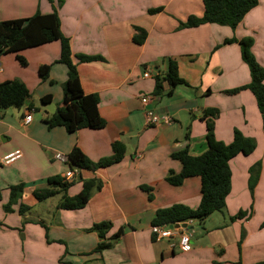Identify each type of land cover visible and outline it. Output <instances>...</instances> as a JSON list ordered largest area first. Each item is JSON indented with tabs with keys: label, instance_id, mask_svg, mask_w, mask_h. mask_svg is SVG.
<instances>
[{
	"label": "crops",
	"instance_id": "crops-1",
	"mask_svg": "<svg viewBox=\"0 0 264 264\" xmlns=\"http://www.w3.org/2000/svg\"><path fill=\"white\" fill-rule=\"evenodd\" d=\"M61 1L58 5L57 0H0V22L56 12L77 64L81 89L85 95H97L105 125L70 133L61 126L48 128L46 120L62 106L66 81V67L57 63L59 42L0 56V84L17 80L29 93L22 107L0 110V158L16 150L21 153L9 165H0V264H264V227L260 228L264 126L249 90L226 93L248 85L250 74L239 45L224 44L226 39L251 38L252 55L264 68V0H257L235 29L216 24L179 29L189 16L201 17V0ZM156 9L161 11L150 13ZM136 27L147 34L141 45L132 41ZM77 55L102 60L79 63ZM170 60L176 62L177 75L187 86H176L168 95L170 87L164 82L161 94L154 95L155 78L168 72ZM42 66H49L44 80L39 75ZM146 71L149 78L143 77ZM143 95L152 97L146 107L140 102ZM46 96L50 102L41 103ZM145 108L168 122L146 126ZM205 111L216 112V117L202 120ZM28 113L31 121L23 124ZM209 119L217 141L231 143L237 129L254 139L256 147L250 155L229 161L230 191L224 210L206 223L203 234L192 235V222L183 223L191 248L181 252L177 238L156 240L150 228L159 209L174 204L197 208L198 178L187 179L179 187L170 186L166 178L181 170L171 158L173 153L186 150L199 156L206 151ZM114 142L125 149L120 162L94 171L73 170L68 197L81 191V180L95 178L102 184L84 208L58 210L62 194L43 202L34 198V191L51 187L49 179L71 170L54 158L57 153L68 157L77 147L95 163L111 156ZM257 162L261 170L251 198L248 170ZM19 184L21 197L5 212L9 187ZM21 206L27 210L21 212ZM239 211L246 215L233 222L231 217ZM100 222L111 224L107 238L118 230L122 234L112 248L97 254L93 250L99 240L91 228ZM228 229L233 240L227 246ZM240 229L245 232L242 240Z\"/></svg>",
	"mask_w": 264,
	"mask_h": 264
},
{
	"label": "trees",
	"instance_id": "trees-1",
	"mask_svg": "<svg viewBox=\"0 0 264 264\" xmlns=\"http://www.w3.org/2000/svg\"><path fill=\"white\" fill-rule=\"evenodd\" d=\"M203 13L201 17L189 16L185 22H181L179 29L197 28L206 24H216L227 26L231 29L242 21L244 16L258 4L257 0H201ZM61 5L62 1L57 0ZM160 9L150 11L151 14L160 12ZM136 34L133 35L132 41L141 45L147 34L143 29L135 28ZM51 42H59L60 55L57 63L66 67V81L63 84L62 106L58 111L46 120L49 129L61 126L67 132H75L80 129H100L104 127L105 122L98 113L99 99L97 95H85L81 89L79 76L77 73V64L73 62L70 50L69 40L65 38L60 30V22L56 12L48 15L35 14L27 19L10 20L0 22V56L5 54H16L25 49L38 47ZM237 43L240 47L242 61L247 65L250 74V83L244 87L227 91V94L234 95L242 90H249L254 96L257 109L261 114L264 126V68L255 60L251 52L253 41L251 38L226 39L224 44ZM79 63H89L96 60L95 57L77 55ZM21 61V60H20ZM22 63V61H21ZM49 72V66L39 68L41 79H46ZM166 82L172 90L179 85L187 84L177 75V64L174 60L169 61L168 72L163 77L155 78L154 95L161 94L162 83ZM29 98L26 87L19 81H7L0 84V110L8 108H20ZM49 96L43 97L41 103H49ZM207 116L216 117V112L205 111L203 119ZM213 120H206V151L199 156H190L186 150L175 152L171 158L177 160L181 165V170L177 174L169 173L166 182L173 187L181 186L185 180L198 178L200 181V201L196 209H190L182 204H174L168 208L156 211L152 220V225H166L186 223L198 219L204 221L207 217L215 212H222L225 207V198L230 191L231 172L229 161L237 155L248 156L256 147V142L252 138L243 136L237 130H233L232 141L224 144L217 141L213 132ZM111 156L99 160L98 162L90 161L77 147H73L67 157V164L71 171L90 170L94 171L100 168H106L120 162L124 156V146L121 143L114 142L111 145ZM261 162L255 163L248 170V189L251 198L257 184ZM51 187L36 190L33 192L34 198L38 202L45 201L57 194H62L61 200L57 205L58 210L75 211L84 208L89 201L93 192L101 189V182L95 178L81 180V191L73 196L66 195L67 189L72 185L66 182L62 177L57 176L48 180ZM149 191L148 188H143ZM23 191L22 185L9 187V200L4 205L5 212L11 211V206L21 197ZM1 200V194H0ZM21 212L27 210L21 206ZM246 212L239 211L234 219H242ZM233 219V218H232ZM264 227V221L260 228ZM111 229L109 222H100L92 225L91 231L95 232L98 237V243L93 253L100 254L102 251L112 248L115 240L122 234L118 230L111 238L107 234ZM244 237L242 229L241 239ZM241 241L238 242V245Z\"/></svg>",
	"mask_w": 264,
	"mask_h": 264
},
{
	"label": "built area",
	"instance_id": "built-area-1",
	"mask_svg": "<svg viewBox=\"0 0 264 264\" xmlns=\"http://www.w3.org/2000/svg\"><path fill=\"white\" fill-rule=\"evenodd\" d=\"M144 78H149L150 73L146 71L143 74ZM152 97L143 95L140 97V102L143 106H147L151 101ZM144 123L146 126H154L158 125L159 123H167L168 120L165 117H159L157 116L151 109H144ZM31 121V114L28 113L23 118V124H28ZM21 157L20 151L16 150L5 157L0 158V165H9L10 163L16 161ZM54 158L56 160H59L61 162L67 163V157L57 153ZM75 177V172L73 171H67L63 176L62 179L66 182H69L73 180ZM175 225H178L175 227ZM181 223L177 224H166V225H152L150 230L152 236L156 240H163V239H171V238H177V249L181 252H188L191 248V242H190V235L186 232V230L182 227H180Z\"/></svg>",
	"mask_w": 264,
	"mask_h": 264
},
{
	"label": "rangeland",
	"instance_id": "rangeland-1",
	"mask_svg": "<svg viewBox=\"0 0 264 264\" xmlns=\"http://www.w3.org/2000/svg\"><path fill=\"white\" fill-rule=\"evenodd\" d=\"M249 190V189H248ZM249 193H250V191H249ZM251 197V196H250ZM43 202V201H42ZM250 210L252 211L253 210V201H252V199L250 200ZM220 212H215V214L212 216V218L210 219V220H204V221H200V220H198V219H194V220H191V222H192V232L191 231H189V232H191V234L193 235L194 233L195 234H199V233H201V234H203V229L205 228V225L207 226V224L206 223H208V221H213V220H215V219H217L218 217H219V214ZM237 214V213H236ZM235 214V215H236ZM234 215V216H235ZM234 216L233 217H231V220L234 222L235 220H241V219H234ZM214 217H216V218H214ZM233 218V219H232ZM206 221V222H205ZM205 223V224H204ZM241 234H242V230L240 229V238H239V240L241 239ZM244 235H245V232H244ZM232 240H233V236H232V234H231V230L230 229H228L227 230V238L225 239V242H227V246L232 242ZM238 242H236V245H238L237 244Z\"/></svg>",
	"mask_w": 264,
	"mask_h": 264
},
{
	"label": "water",
	"instance_id": "water-1",
	"mask_svg": "<svg viewBox=\"0 0 264 264\" xmlns=\"http://www.w3.org/2000/svg\"><path fill=\"white\" fill-rule=\"evenodd\" d=\"M177 226H178V225H175V227H177ZM180 227L185 228L186 225H185V224H181Z\"/></svg>",
	"mask_w": 264,
	"mask_h": 264
}]
</instances>
